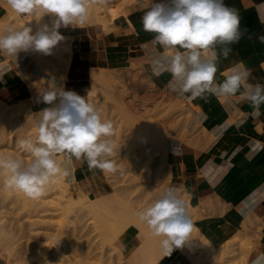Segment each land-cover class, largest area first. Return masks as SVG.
Masks as SVG:
<instances>
[{"label": "clouds", "instance_id": "clouds-1", "mask_svg": "<svg viewBox=\"0 0 264 264\" xmlns=\"http://www.w3.org/2000/svg\"><path fill=\"white\" fill-rule=\"evenodd\" d=\"M6 3L17 15L34 16L36 20L48 15L51 20L50 25L43 24L35 33L25 26L0 29V53L15 60L20 52L51 55L53 48L65 39L59 31L61 27H83L91 6L105 5L108 0H6ZM141 24L145 32L154 34L149 43L160 49L150 58L151 74L160 77L169 73L171 79L166 84L169 91L187 99L206 95L229 98L239 94L249 103L253 117L261 115L264 84L250 83V71L243 64L234 65L223 81L216 77L221 57L228 59L231 45L239 43L248 31L241 27L235 8L224 0H152ZM259 40L264 43V36ZM10 70L8 65H0V77ZM41 100L47 107L38 113L35 138L18 141L31 160L0 155V174L6 176L7 187L38 200L58 178L75 180L70 171L73 158L86 162L89 171L117 172V164L111 159L116 152V144L110 139L114 135L111 120L104 119L85 97L56 83L41 93ZM137 216L153 236L160 238L165 256L192 239L195 225L174 189H168L162 198L139 210ZM251 264H264V252L256 255Z\"/></svg>", "mask_w": 264, "mask_h": 264}, {"label": "rangeland", "instance_id": "rangeland-1", "mask_svg": "<svg viewBox=\"0 0 264 264\" xmlns=\"http://www.w3.org/2000/svg\"><path fill=\"white\" fill-rule=\"evenodd\" d=\"M124 2L125 0L122 2V4L118 6L122 7L121 5H124ZM127 5L128 7L122 10L120 14L128 13L129 11L135 8L134 3H132V5L131 4H127ZM21 17L27 23L25 27H31L33 29V33H35L42 26V24H39V21L41 19L36 20L34 16H27V18H24V16ZM47 20H49V22L51 21L48 15H46V21ZM113 23L114 20L109 22L107 27H104L103 23L100 20L93 17L92 22L88 19L85 26L79 28L78 31H75L76 30L75 26H68L67 28L61 27L59 29V31L63 29L64 30L67 29L66 31L67 34L69 31H73V30L75 31L72 42L70 44L67 43L66 47L67 46L69 47L65 48L64 50V59L66 60V63H69V67L66 75L67 77L64 83H62L60 79H63L65 77L64 70L66 67L59 69L60 72L59 71L58 72L60 74H57L60 77L59 79L55 80L54 78L52 77L50 78L47 76V73L50 74V70L52 69L50 68L52 66L51 64L56 61L54 59L55 54L53 55V50L51 55H44L43 53L36 51L20 52L15 60L0 53V55L2 56V62H0V65H8L10 67L11 70L8 71L7 74L8 73L9 75L15 74L16 79L18 80L20 85V88L18 90L19 91L21 90L19 94L0 93V124L2 121L3 124L7 123V121L6 122L4 121L10 118L11 119L14 118L15 120L14 121L15 123L13 122V120L11 121V119L8 120L10 121V123H8L9 126L7 124L0 125L1 127L6 126L5 128L7 130L6 129L4 130L7 131V133H9V131L13 129L12 126L14 127V130L9 133V135L11 136L7 134L8 137L6 136L7 139L4 140L5 143L4 142H2V144L0 143L1 144L0 155L17 156L22 158L25 162L31 160V156L18 146V141L24 138H32V139L35 138L37 120H36V124L35 123L31 124L32 122L29 124L25 122L24 117L25 116L27 117L28 115H32V117L35 115L34 119L38 117V113L44 107H47V105L44 104L41 100V93L45 89L50 88L53 83H56L57 85H62L66 91L67 90L75 91L78 95L85 97L89 102H92V104L101 113L102 117L104 119L111 120L114 126V135L110 139L113 140L114 143L116 144V152L113 154L111 159L115 160L117 164V168H118L117 172L104 173L98 169V172L96 174V176H98L97 181L90 182L87 185H84V187H82L83 185L81 186L80 184L76 183L75 182L76 180L73 181L71 178L66 179L64 184L70 185L69 186L70 192L73 193L74 196H78V192L81 188L82 190L87 192L88 195H91L92 197L97 196L98 198H102L104 196H112L121 193L126 194V192H128L127 191L128 189H126L127 187L129 188L130 186H133L137 183H141L139 180L132 181L133 180L132 177L134 178L135 170H136L135 163H136L137 155H135L134 151L136 149L138 150V147L140 148L142 146L141 144H144L145 148L141 153V156L140 157L137 156V160L140 164L141 170L146 171V173H148L150 170L154 171L160 166L161 160H164L165 162L164 166L161 168V172H162L161 176L163 178L162 180L166 181L173 179L176 181V184L174 185V190L178 192L179 196L184 201L186 209L188 210L186 201L189 195L188 193L186 194V188H184L185 185L182 184L181 176L180 174H178L176 167L169 162V154L168 155L164 154V152L162 151H159L157 154L153 152L154 136L152 135H155V133L150 132L152 131L150 129L148 131V128L142 130V125H140V121H134L128 116L126 110L120 107L119 104H117L112 98L111 93L108 92L106 82L108 81V79L110 78L113 79L114 76L117 75L116 78L117 80L124 79L129 83L132 82L140 86L142 85L141 86L142 88H139L140 90H138L136 99H134L136 101L135 112L139 117H144V119L146 118L145 121L153 120L155 126L162 129L167 134V144H168V139H169V144L171 143L172 140H178L180 142V145L183 144L185 146H188L189 148L209 149L212 145H214L216 142L219 141L220 137L221 138L224 137L226 133L229 132L230 124L235 123V121L240 116H244V114L239 115L238 113H234V116L225 119L221 123L218 122L216 125H214L213 123L210 124L211 121L215 117H218L221 113L220 107L218 106L219 105L218 102L225 103L227 98H223V97L217 98L216 96L206 95L205 97L202 98L203 100L201 102L205 104L198 105L196 103L197 98L187 99L184 97L177 96L176 94H174L173 92L169 91L166 88L167 82L171 79L169 73H164L160 77L152 76L149 66L151 56L148 55V53L146 52L147 49H145L142 45L139 46L140 48L138 50H131V49L129 51L127 50L123 58H120V60L111 63V65L107 67H98V68L90 67L87 69H81V71H78L77 73L74 72L70 73L69 71L70 65L74 58V41L76 39V34L79 33L80 30L83 28H88L92 30L95 29L96 27L99 28L102 27L105 32L116 31L117 29H115ZM13 24H18L17 20L13 18L5 19L2 18L1 16L0 29H3L4 27L7 26H12ZM50 24L51 23H49V25ZM131 31L132 30H128L127 32L130 33ZM156 51L158 52L160 50H156ZM40 60L41 61L44 60V63H46L44 64V68L45 65L46 67L48 65V67L45 70V73L41 71L42 65L40 63L41 62ZM93 71H101L102 78L100 79L99 84H97V88H98L97 92L95 96L92 97L91 100L88 96V93L91 84H93V80L91 78ZM21 72L24 74V77H28V78H25V80H23L22 77H20ZM109 72H114L117 74L109 75ZM38 75L40 77H37ZM124 75H126V77ZM133 78L134 80L136 79L135 82L131 81L133 80ZM137 78L140 80H137ZM69 82L71 83L73 82L74 85L68 87L67 84ZM119 88L122 89V87ZM121 93H123L125 100L128 102L132 96L130 89L126 91H121ZM213 99H216L218 102L213 101ZM141 107L144 109H141ZM139 109L143 111H140ZM16 111H18V114ZM260 128L261 126H258V129ZM75 161L78 164L79 161L77 160ZM132 169L134 170V173ZM137 173L138 172H136V175H142ZM152 189H158V187H154L153 184L146 185L140 192L134 194L137 197V199H133L132 201L136 204L138 203V207L144 206L145 204H146L145 207H147L155 200L160 199L164 196L158 193L151 194L150 190ZM2 196L4 197V195L0 192V198H1L0 202H2L3 199ZM204 198H209V203L207 208L206 205L203 203ZM204 198H202L201 202L198 204V206H200V209L206 215V218L204 217L203 219L208 218L209 220L214 222L213 224L215 226L217 225V227H221L222 225L221 219L228 206L226 205L225 202L223 201L220 202L219 200H221V198L217 195L215 197L206 196ZM118 202L120 201L114 198L108 203V205L109 204L115 205ZM3 207L4 205L2 203L0 205V208L3 210ZM4 209L7 210L8 212L10 211V213H8L6 216L7 212H4V210L0 212L1 213L0 215L3 216L4 219L7 217L6 221L4 220L5 222L4 227L0 228V264H10L9 262L10 258L14 257L10 255L9 250L6 248L7 244H12V243L16 244L22 241V243L24 242L23 245L25 246L26 243L25 247H27L28 246L27 243L32 241L35 242L39 240L40 242L45 244L48 243V241H50L51 239H53L54 235L50 236L45 234L47 235L45 236L44 233H42V235H40L41 237H39L37 234L35 235V233L37 231H40V229L43 232L45 231L48 232L49 230V233H52L58 227L61 228L62 230L64 229V231H67L65 232L64 235L68 239L72 238L71 240H73L75 238V240H73L75 242L77 241L79 242L80 240V242L77 243V247H79L78 246L79 244H82L80 247L84 249L83 250L81 249V251H83L82 253L84 257L87 258L86 260L84 258L81 259L77 256L78 263H76L77 260L75 254L77 253V251L75 253V249L72 245L70 244L62 245L63 244L62 243L61 244L62 247H64V249L66 248V250H64L62 247L61 248L65 252H67L68 258H70V261H72V262L67 261L69 259L66 258L65 259L66 261L64 260L63 264L65 263L67 264L68 262H69L68 264H73V263L74 264H82V263L109 264L110 263V259H108L109 256L106 255L112 253L113 248L111 247L112 248L111 250L110 246H108V244L104 242L105 240L103 238L105 236L104 234L103 235L99 234L98 230H94L95 225L97 224L98 221L101 222L103 220L111 219V216L107 214V212H109V209L107 207L105 210H103L102 214L98 216V218L93 216V213H89V212L83 215L84 217L80 218L81 221L80 224L82 225V231L81 233L79 232L81 235L80 237L78 235L79 233L76 234V232H74L75 230L72 229L73 228L72 223L73 222L75 223L76 221V210H74V213L69 214L68 217L63 214H59V215L56 214L53 215V217L49 216L50 218L47 216L48 219H50L51 222L54 223V225L47 227V229H45L44 231L45 228L44 226H42L43 228L41 226H31L33 227L31 228L30 225L25 224L24 227L22 228L23 225L21 226V223L24 222L25 219L24 216L23 215L18 216L15 212L13 213L11 211L10 206H8L7 208L4 207ZM129 216L131 215L129 213L128 214L126 213V208L123 207L122 204L120 217L117 218V221L112 223L113 228L108 230V233L106 235V236L111 235L112 237L115 238V245L119 249H123L122 253H124L125 260L129 258L131 251L138 244L139 239L137 237H140L143 240L142 242H144L146 238H148L147 237L148 233H145L143 229L142 230L138 229L137 232L132 233L131 230H133L135 227H131L130 229H127L124 232L125 234L124 238H119V235H121L119 231V228H121L122 226L121 221L123 222L125 220H130L134 222L133 217H129ZM92 217H94V222H90L91 220L93 221ZM95 218H97V220H95ZM254 220L257 226L258 225L261 226V229L258 231L257 229L254 228V231L256 230L257 232L252 231V234H249V236L252 237L251 239L253 241L252 247L254 244H256V246L254 245V248L251 249L248 255L249 262L252 253L259 247L263 234V230H262L263 220L259 217H256ZM225 221L226 220L222 219L223 226L221 228L226 226ZM193 224L195 225L194 227L196 228L197 224L194 221ZM240 226H242V223ZM234 227H239V226H234ZM21 228L23 230H21ZM201 233L202 234L200 236L192 235L193 238L189 246L190 250L192 251L191 257L186 256V251H182L176 248L174 249V251L170 256H167L168 264H241V258L244 255L246 248L245 239L241 238L240 240L235 241L232 244V249H234L232 254L227 258L220 260L219 259L220 248H221L220 246L222 244L227 243L228 239L226 240L225 238H221L214 231L212 233L202 231ZM132 235H135V238L133 239V243H134L133 246L129 249L124 248V244L126 243V241H128V238ZM207 239H209L215 247L210 246L211 244L208 245V243H206ZM203 244H205L206 246L203 247L202 246ZM52 245L54 246V244ZM104 245H106V247ZM18 246L20 247L21 245ZM53 246L49 250H47L48 251L47 256L50 255V258H53L52 261L57 260L54 262L55 263L57 262V264H59L61 260H58L57 257H53L55 256V254H53L54 253ZM66 246L69 248H67ZM107 247L109 248L107 249ZM44 249H46V247ZM72 249L74 250V252ZM88 249L89 250L91 249L90 250L91 252ZM88 254H90L91 256H89ZM69 256H72V258ZM79 260L81 263H79ZM113 263L119 264L116 260H114L112 264Z\"/></svg>", "mask_w": 264, "mask_h": 264}, {"label": "crops", "instance_id": "crops-1", "mask_svg": "<svg viewBox=\"0 0 264 264\" xmlns=\"http://www.w3.org/2000/svg\"><path fill=\"white\" fill-rule=\"evenodd\" d=\"M123 1L108 0L107 4L118 6ZM224 2L239 12L241 27L248 31L239 43L231 45L232 52L228 59L221 57L216 73L217 80L223 81L225 74L234 65L243 64L250 71V83L264 84V43L259 40L260 36H264V22H262L264 0H224ZM125 3L126 8L127 4L134 3L135 8L114 19L116 31L105 32L102 27H96L92 30L83 28L76 34L70 73H77L81 69L90 67H107L123 58L127 50H138L141 45H149L145 48L149 56L155 55L156 50H160L158 46L149 43L154 34L145 32L141 24V17L151 6L152 0H125ZM128 30L132 31L128 33ZM0 62H2L1 55ZM67 85L70 87L74 83L69 82ZM19 88L15 74L6 73L0 77V93L19 94L21 91L18 90ZM202 100L201 97H197L196 103L205 104L201 103ZM213 101L218 102L216 99ZM218 104L221 113L210 124L221 123L234 116V113L244 116H240L235 123L230 124L229 132L224 137H220L219 141L209 149L189 148L180 145L178 140H172L169 144L168 139L169 162L180 174L181 182L190 195L192 205L199 204L206 196L217 195L221 198L219 201L225 202L228 206L222 219L233 226H240L248 217L254 219L259 217L263 220L261 243L252 253L250 262L249 254L246 258L247 263L251 264L256 255L264 252V105L261 106V115L253 117L249 103L239 94L227 98L225 103L218 102ZM258 126L261 128L258 129ZM97 172L98 169L89 171L87 163L79 161L75 167V182L84 187L90 182L97 181ZM134 238L135 235L130 236L124 248H131ZM158 264H168L167 256Z\"/></svg>", "mask_w": 264, "mask_h": 264}, {"label": "bare ground", "instance_id": "bare-ground-1", "mask_svg": "<svg viewBox=\"0 0 264 264\" xmlns=\"http://www.w3.org/2000/svg\"><path fill=\"white\" fill-rule=\"evenodd\" d=\"M125 4L126 3L124 2V5ZM122 7H124V6L122 5ZM122 7L112 6V5H108V4L97 5L94 3L90 8L89 20L92 22V18L95 17L96 19L100 20L103 23L104 27H107L109 22H111L115 18H117L118 15L122 12V10H123ZM125 8H126V5H125L124 9ZM1 16H2V18H5V19L13 18V19L17 20L18 24H13L11 26L14 28L20 29L23 26H26V24H27L23 20L21 15H17L13 10H11V8L6 3V0H0V18H1ZM49 23H51V21L50 22H49V20L46 21V15L44 17H42L41 20L39 21V24H42V25L43 24H49ZM78 30H79V27H76L75 31H78ZM66 31H67V29L66 30L63 29L60 31V33L65 38L66 37L67 38L62 40L61 42H59L58 45L53 49V55L55 54L54 59L56 61L51 64L52 66L50 65L51 66L50 68H52L50 70V74L47 73L48 77H50V78L52 77L56 80V79L60 78L59 75H57V74H60L59 69L66 67L64 70L65 77L63 76L64 78L60 79L62 83H64V81L67 77L66 75H67V71H68V67H69V63H66V60L64 59V50H65V48L69 47V46L66 47V44L67 43L70 44L72 42L73 37H74V32H75L73 30V31H69L67 34ZM66 40H68V41H66ZM48 62H50V61H48ZM40 63L42 65L41 71H43L45 73V70L48 67V65H47V67L45 65V68H44V64H46V63H44V60L41 61ZM101 74H102L101 71H93L92 72L91 78L93 80V84H91V86L89 88L90 90L88 93V96L91 100H92V97L95 96V94L97 92V89H98L97 84H99L100 79L102 78ZM114 74H117V73L109 72V75H114ZM124 76L126 77V75H124ZM20 77H22L23 80H25V78H28V77H24V74L22 72L20 73ZM37 77H40V76L38 75ZM116 78H117V75L114 76L113 79L112 78L108 79V81L106 82L107 83V90L109 93H111V96L114 99V101L117 104H119L120 107H122L126 110L128 116L132 120L140 121V125H142V130H145V128H148V131L150 129V130H152L150 132L155 133V135H152V136H154V142H153L154 151L153 152L155 154H157L159 151H162V152H164V154L168 155L170 153V151L168 150L167 134L162 129L156 127L153 120L145 121L146 118L144 119V117H139L135 112L136 111L135 110L136 109V104H135L136 101L134 99H136L138 90H140L139 88H142L141 87L142 85L140 86V85H138L136 83H132V82L129 83V82L125 81L124 79L123 80H120V79L117 80ZM135 80L133 78V80H131V81L135 82ZM137 80H140V79L137 78ZM31 85H33V84H31ZM119 87H122V89H120ZM118 89H120V90H118ZM129 89H130V92L132 93V96L129 99V101L127 102L125 100L123 93H121V91H126ZM141 109H144V108L141 107ZM141 109H139V110L143 111ZM16 112L18 114V111H16ZM34 116L33 117H32V115H28L27 117L25 116L24 117L25 122L29 123V124L31 122H32L31 124H34V123L36 124V120H38L39 117L34 119ZM10 119H8V120H10ZM8 120L4 121V122L7 121V123H4L5 125L6 124L8 125V123H10V121H8ZM12 120H13V122L15 121L14 118L11 119V121ZM2 122H1V124L4 125ZM5 127L6 126H3V127L0 126V143L1 144H2V142H4V140L7 139V137H8L7 134L9 135V133L14 130V127L12 126L13 129L10 130L9 133H7V131L4 130V129H6ZM9 136H11V135H9ZM141 145L142 146L140 148L138 147V150L136 149L134 151L135 155H137L138 157L141 156V153L143 152V150L145 148L144 144H141ZM137 156H136V163H135L136 164L135 165L136 170H135L134 178L132 177V179H133L132 181L139 180L141 183H137V184L134 183L135 185L130 186L129 188L127 187L126 189H128L127 190L128 192H126V194L121 193V194H115L112 196H104L102 198H98L97 196L92 197L91 195H88V193L85 192L84 190H82V188H81L78 192V196H74L73 193L70 192V187H69L70 185L64 184L66 179L65 178H58L54 184L50 185V187L48 188V190L46 192V195H44L42 198H40L38 200H33V199H30V198L24 196L22 193L16 192L13 189L7 187L5 184L6 176L3 174H0V192L5 197V199H4V197L2 196L4 200L2 199V202H0V203L1 204L3 203L5 208L10 206L11 211L13 213L15 212L18 216H20V215L24 216V218H25L24 222L21 223V226L23 225L22 228L24 227L25 224L30 225V227L31 226H41V227L44 226L45 227L44 231H45V229H47V227L54 225V223L51 222L50 219H48L49 216L53 217V215H56V214H58V215L63 214V215L68 217L69 214L74 213V210H76V221H75V223L74 222L72 223L73 224L72 229L75 230L74 232H76V234H78L79 232L81 233V231H82V225L80 224V222H81L80 218L84 217L83 215H85V214H87V212H89V213H93V216L98 218V216L101 215L103 210H105L107 207L109 209V212L112 214L111 215L109 212H107V214L109 216H111V219L103 220L101 222L98 221L97 224L95 225L94 230H98L99 234H102V235L104 234L105 235L103 237L105 239V240L103 239L104 242L106 244H108V246H110V248L111 247L113 248V250L111 248L112 253H110L109 255H106V256H109V258L107 257L108 259H110L109 264H112V262L114 260H116L119 264H158L165 257L163 249L160 246V238L153 236L151 231L147 227V225L138 219V216H137L138 211L145 208L146 204L144 206L138 207V203L136 204L132 200L137 199V197L134 194H137L138 192H140L146 185H152V184L154 185V187H158V189L150 190L151 194L158 193L161 195H165L168 189H170V188L174 189V185L176 184V181L173 179L166 180V181L162 180L163 178L161 176V174H162L161 168L164 166V163H165L164 160H161L160 166L156 170H154V171L150 170L148 173H146V171L141 170L140 164L137 160ZM60 159L63 160V157H60ZM76 165H77V163H76L75 159L73 158L71 161V164H70V171L74 175L75 180H76V176H75ZM136 172H138L137 174H142V175H136ZM133 173H134V170H133ZM70 178L71 177H69L67 179H70ZM177 194H178V192H177ZM186 194H187V191H186ZM114 198L118 199L120 202L116 203L115 205H111V204L108 205V203ZM0 200H1V198H0ZM186 203H187V207H188V210H187L188 216L191 218V220H193L197 224L196 225L197 227L196 228L194 227L192 230L191 238H193L192 235H199L200 236L202 234L201 233L202 231L210 232V233H212L214 231L221 238H225L226 240L228 239L227 243L222 244L220 246L221 247L220 248V254H219L220 260H223L232 254V252L234 250V249H232V244L235 241L240 240L241 238L245 239L246 248H245L244 255L241 258V264H248L246 261L247 255L250 253L251 249L254 248V245L256 246V244H254L256 242L255 241L253 243L254 245L252 247L253 241L251 239L252 237H250L249 234H252V231H254V228L257 229L258 231L261 229V226H259V225L257 226L255 224V220L253 218H251V217L246 218L242 222V226H239V227H234L231 223L225 221L226 226L221 228V227H217V225L215 226L213 224L214 222H212L208 218L203 219L204 217L206 218V215L200 209V206H198V204H196V205L191 204L189 197H187ZM203 203L206 205V208H207L208 203H209V198H204ZM122 204H123V207L126 208V213L127 214L129 213L131 215L129 217H133L134 222H132L130 220H125L123 222L121 221L122 226H121V228H119L121 235H119V238H124V236H125L124 232L127 229H130L131 227H135L133 230H131L132 233L137 232L138 229H140V230L143 229L145 231V233H148V236H147L148 238H146V240L144 242H142L143 240L140 237H137L139 239V242L134 247V249L131 251L129 258H127L126 260L124 257V253H122L123 249H119L115 245V238L112 237L111 235L106 236L108 233V230L113 228L112 223L117 221V218L120 217V211H121ZM4 207H3V210H4V212H7L6 213V216H7V214L10 213V211L8 212L7 210L4 209ZM3 210L1 209V211H3ZM6 218L4 219L3 216L0 215V228L4 227V223H5L4 220L6 221ZM92 218H93V221L91 220L90 222H94V217H92ZM97 218H95V220H97ZM119 226H120V224H119ZM117 227H115V228H117ZM22 228H21V230H23ZM31 228H33V227H31ZM39 229H40V227H39ZM56 230H57V232H56ZM56 230H54V232H52V233H49V230H48V232L47 231L43 232L40 229V231H37L35 233V235L37 234L39 237H41L40 235H42V233H44V235L45 234L50 235V236L54 235V238L53 239L50 238L51 240L50 241L47 240L48 243H45V244L40 242V240L35 241V242H33V241L29 242L28 241L29 243H27V245H28L27 247H25L26 243L24 246L23 245L24 242L22 243V241L16 243L17 245L13 244V243L7 244L6 248L9 250L10 255L14 256V257L10 258V261H9L10 264H57V262L56 263L54 262L57 260L52 261L53 258H50V255L47 256V252H48L47 250H49L53 246L52 244H54V246H53L54 247L53 248L54 253L53 254H55V256H53V257H57L58 260H61L59 264H63V262L66 258L69 259L67 261H70V258H68L67 252L64 251V250H66V248L64 249V247H62V245H66V244L72 245L75 249V253L77 251L76 254L73 253L76 255V256L74 255L76 257V260H77V262L75 261L76 263H78L77 256L81 259L84 258L87 260V258L84 257V255L82 253L83 251H81L82 248L80 246L82 244L78 245L80 248L77 247V243H79L80 240H79V242L78 241L75 242V241H73V240H75V238L73 240H71L72 238L68 239L64 235L65 232H67V231H64V229L62 230L61 228L58 227V228H56ZM254 232H257V231L255 230ZM80 233L78 234L79 237L81 236ZM47 235H45V236H47ZM79 237H78V239H79ZM35 240H36V238H35ZM191 240L192 239H190L188 242H186L181 248H177L179 250L186 251V256H188V257H191V255H192V251L190 250V247H189ZM206 243H208V245L211 244L210 246L215 247L209 239H207ZM18 245H21V246L19 247ZM102 246H103V244H102ZM104 246L106 247V245H104ZM202 246L205 247L206 245L203 244ZM45 247H46V249H44ZM67 248H69V247H67ZM89 248H91V247H89ZM108 248L109 247H107V249ZM26 251H27V253H26ZM70 251H71V249H70ZM73 252H74V250H73ZM88 255L91 256L90 254H88ZM51 256H52V254H51ZM69 257L72 258V256H69ZM57 258H55V259H57ZM70 262H72V261H70ZM79 263H81L80 260H79Z\"/></svg>", "mask_w": 264, "mask_h": 264}]
</instances>
